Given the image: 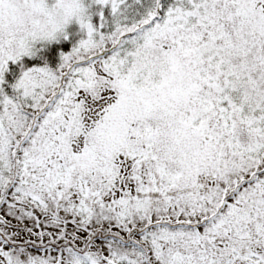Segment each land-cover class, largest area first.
<instances>
[{"label":"snow or ice","instance_id":"snow-or-ice-1","mask_svg":"<svg viewBox=\"0 0 264 264\" xmlns=\"http://www.w3.org/2000/svg\"><path fill=\"white\" fill-rule=\"evenodd\" d=\"M0 264H264V0H0Z\"/></svg>","mask_w":264,"mask_h":264}]
</instances>
